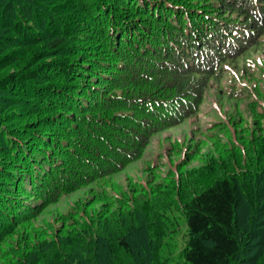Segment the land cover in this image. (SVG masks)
<instances>
[{"label": "trees", "instance_id": "trees-1", "mask_svg": "<svg viewBox=\"0 0 264 264\" xmlns=\"http://www.w3.org/2000/svg\"><path fill=\"white\" fill-rule=\"evenodd\" d=\"M123 1L120 5L118 0H0V209L4 196L13 199L7 189V175L18 163H29L31 168V159H37L31 170L35 176L32 186H44L46 176L55 172L59 160L51 164L46 159L49 166L45 162L41 165V157L34 154L38 142L53 140L42 133L39 136L37 130L58 126L68 131L75 125L73 111L79 113L75 120L88 118L90 98L86 103L74 96L89 95L103 106L123 104L129 117L127 123H118L128 124L127 130L136 118L150 121L149 113L127 101L136 97L144 101L149 95L139 84L142 78L149 85L145 79L149 76L141 67L115 82V88L124 91L120 98L101 96L97 85L108 77L104 72L113 68L120 76L127 70L126 63L121 64L124 60L132 63L135 57L140 61L145 56L141 66L163 63L151 77L153 86L172 88L170 94L175 99L185 96L192 101L201 93L200 85L219 80L224 71L221 61H235L233 54L239 46L232 47L230 41L236 35L256 42L255 32L264 33V0ZM159 40L160 48L156 46ZM203 46L207 47L204 52ZM150 53L156 54V63L151 62ZM87 62L90 66L86 68L83 65ZM253 90L254 96H261L257 88ZM156 101L152 106L163 112L165 105ZM107 115L126 116L121 110ZM110 125L84 124L82 128L98 136L112 130ZM258 130L261 134L245 138L243 148L213 155L204 168L180 174L173 197L187 235L183 264H264V129ZM143 131L138 129L137 133ZM89 137L97 139L89 134L82 141ZM117 139L122 156L134 154L128 132H119ZM28 190L16 195L25 200ZM16 211L18 215L21 209ZM132 217L137 222L129 226L120 218V224L128 226L121 236L112 234L106 221L98 225L94 221L76 224L75 228L82 230L79 233L56 230L53 240L42 239L39 246L28 244V238L25 244L12 246L0 255V264H113L118 249L128 253L133 264H150L158 242L143 214L135 212ZM94 228L100 231L95 233Z\"/></svg>", "mask_w": 264, "mask_h": 264}, {"label": "rangeland", "instance_id": "rangeland-1", "mask_svg": "<svg viewBox=\"0 0 264 264\" xmlns=\"http://www.w3.org/2000/svg\"><path fill=\"white\" fill-rule=\"evenodd\" d=\"M122 1L118 0L120 5ZM255 33L260 37L258 39L257 36L256 42L242 36L239 37L246 43L236 44L232 41V47L239 46L233 54L235 61L220 62L225 66L222 67L224 71L219 80H210L206 85H200L202 91L192 101L185 100V96L175 99L170 94L172 88H157L151 84V77L157 74L156 69L163 64L155 62L157 56L153 53H150L151 62L157 65L141 66L145 62L142 59L146 57L142 56V61L135 57L133 61L130 54L133 62L124 60L121 63H126L127 70L120 72V76H117L118 71L113 68L110 73L104 72L108 77L97 85V89L106 98L112 95L114 98L122 97L124 91L116 89L114 84L124 79L123 75L135 72L141 67L142 72L149 76L145 77L149 85L142 78L139 83L141 88L148 91V97L144 101L138 97L136 100L127 101L139 105L140 110L151 115V119L141 121L136 118V123L130 126V130L126 129L129 127L126 124L129 114L128 110L122 108L123 104L103 106L99 100L89 95L74 96L85 99L86 103L91 99L88 100L89 106L86 108V112L90 113L88 118L80 117L75 120L79 113L73 111L71 116L75 125L73 128L68 127V131H61L58 126L37 130L39 136L42 133L46 139L50 136L53 139L36 144L39 149L34 154L41 157L39 163L42 165L46 159L51 164L56 159L60 161L55 164V172L46 176L44 186L43 183L32 186V180L35 179L31 172L34 169L32 165L37 162L34 158L30 162L31 168L29 163L21 162L7 175L10 180L7 182V189L13 199L6 198L8 195L4 196V206L0 209V255L5 254L12 246L25 244L28 238H31L28 244L39 246L42 245V239L53 240L56 230L65 229L70 233L76 230L79 233L82 230L78 231L76 224L83 225L94 221L97 225L106 221L105 226L110 232L121 236L130 224H136L137 221L132 216L137 212L138 215L143 214L149 222L153 237L158 242L149 263L183 264L182 255L186 248L187 235L184 219L175 205L176 197H173L174 190L180 185V174L204 168L202 166L213 155L226 154L237 150L239 146L243 148L241 144L245 138L261 134L258 129H264V33ZM156 46L160 48V40ZM79 48L82 49L83 45H79ZM201 48L204 52L207 47ZM111 58L115 60L114 56H110ZM98 62L97 59L96 66ZM83 66L87 68L90 63H84ZM96 73L101 74L97 71ZM96 73L94 72L97 77ZM255 88L261 96L252 94ZM152 89L155 92L150 95ZM192 90L196 93L195 89ZM93 99H96V103ZM153 101L165 105L166 109L163 112L155 110ZM80 110L85 109L78 111ZM120 110L124 111L125 117L113 115L110 117L111 121L106 120L110 119L108 113L114 114ZM120 120H125L126 123L120 125ZM97 123L111 124L112 130L97 136L94 131L88 132L82 128L84 124L97 126ZM142 128V134L137 133ZM81 129L83 130L80 131ZM121 131L128 132L131 138L130 145L135 148L131 156L121 155L122 145L117 139V134ZM89 134L97 139L92 137L93 140H90L89 137V140L86 138L82 141V137ZM28 148L26 145V149ZM45 165L48 163L45 162ZM27 167L30 168L29 172L26 171ZM27 190L25 200L16 195L19 191ZM22 203L24 206L20 207ZM18 207L21 212L16 215ZM120 218H124L122 222H127L128 226L120 224ZM94 229L95 233L100 231L99 228ZM81 235L86 234L83 232ZM150 241L153 244V240ZM1 258L0 256V260ZM113 264L133 263L128 253H122L118 249Z\"/></svg>", "mask_w": 264, "mask_h": 264}]
</instances>
